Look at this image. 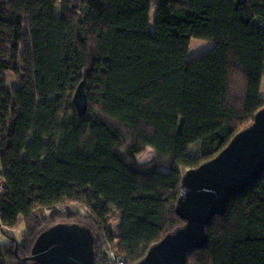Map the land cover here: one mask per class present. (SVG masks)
Segmentation results:
<instances>
[{
    "label": "trees",
    "instance_id": "trees-1",
    "mask_svg": "<svg viewBox=\"0 0 264 264\" xmlns=\"http://www.w3.org/2000/svg\"><path fill=\"white\" fill-rule=\"evenodd\" d=\"M191 39L213 48L190 60ZM263 76L264 0H0V264H33L42 232L80 218L95 264L104 240L138 263L184 225V173L264 107ZM80 82L83 116L72 103ZM146 149L154 155L138 163ZM206 233L188 264H264V172Z\"/></svg>",
    "mask_w": 264,
    "mask_h": 264
},
{
    "label": "water",
    "instance_id": "water-1",
    "mask_svg": "<svg viewBox=\"0 0 264 264\" xmlns=\"http://www.w3.org/2000/svg\"><path fill=\"white\" fill-rule=\"evenodd\" d=\"M72 103L78 116L86 113L83 82ZM263 172L264 107L213 159L184 173L175 207L184 225L148 248L136 264H188L189 254L205 246L212 218L223 215L229 201L245 194ZM93 245L86 227L57 224L36 238L27 259L33 264H95Z\"/></svg>",
    "mask_w": 264,
    "mask_h": 264
},
{
    "label": "rangeland",
    "instance_id": "rangeland-1",
    "mask_svg": "<svg viewBox=\"0 0 264 264\" xmlns=\"http://www.w3.org/2000/svg\"><path fill=\"white\" fill-rule=\"evenodd\" d=\"M75 1V0H73ZM154 12H155V2L152 3L151 7H150V13H149V24H148V28L151 30L153 28V20H154ZM213 48V43L211 41H205V40H198V39H191L189 42V52H188V57L190 60L197 58L198 56H200L201 54L209 51L210 49ZM17 77H15L14 75L10 74V73H6L5 74V87L9 90L14 89L17 86ZM259 95L261 98L264 99V76L262 77L261 80V85H260V92ZM200 149V143L196 142L193 145H191L188 148L187 154L190 157H195ZM151 152L153 155V150L151 149H146L144 152L138 154L136 156V159L139 163H143L147 160L150 159L151 156ZM38 190L35 187L34 188V193H37ZM34 200H37L36 197H34ZM75 208L77 209V211L80 214H84V208L79 206V205H75ZM45 215H47L45 213ZM45 217V216H44ZM41 219V218H40ZM45 219V218H44ZM119 220V216L117 214L113 215L108 222L109 228L112 230V232L115 234L117 227H118V222ZM67 224H77V225H83L85 227L90 228V225L88 222L84 221V219L80 218L77 219L73 222H68ZM21 232V228H15L14 230L10 231L11 234H13L14 236H18Z\"/></svg>",
    "mask_w": 264,
    "mask_h": 264
},
{
    "label": "built area",
    "instance_id": "built-area-1",
    "mask_svg": "<svg viewBox=\"0 0 264 264\" xmlns=\"http://www.w3.org/2000/svg\"><path fill=\"white\" fill-rule=\"evenodd\" d=\"M4 189V181L0 177V192ZM2 225L0 224V230ZM103 255L105 257V264H126L124 259L118 254L112 245H110L106 240H104Z\"/></svg>",
    "mask_w": 264,
    "mask_h": 264
},
{
    "label": "crops",
    "instance_id": "crops-1",
    "mask_svg": "<svg viewBox=\"0 0 264 264\" xmlns=\"http://www.w3.org/2000/svg\"><path fill=\"white\" fill-rule=\"evenodd\" d=\"M153 155H154V153H153ZM153 155H152V152H151V156H153ZM150 158H151V157H150ZM136 160H137V159H136ZM146 161H147V159H146ZM146 161H145V162H146ZM137 162H138V161H137ZM138 163H139V162H138ZM143 163H144V162H143Z\"/></svg>",
    "mask_w": 264,
    "mask_h": 264
}]
</instances>
